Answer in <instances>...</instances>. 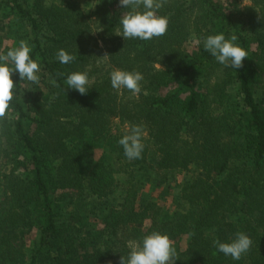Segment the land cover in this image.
Instances as JSON below:
<instances>
[{"label":"trees","instance_id":"16d2710c","mask_svg":"<svg viewBox=\"0 0 264 264\" xmlns=\"http://www.w3.org/2000/svg\"><path fill=\"white\" fill-rule=\"evenodd\" d=\"M126 11L0 0V52L24 40L40 64L38 84L13 75L0 118V264H120L154 230L170 236L171 264H264V0H164L168 29L149 41L117 34ZM220 32L238 36L241 68L205 51ZM61 48L75 60L61 64ZM114 69L140 71L141 93L113 89ZM85 70L88 92L68 89ZM134 124L145 148L130 161L118 141ZM148 181L159 199L141 196ZM237 232L252 246L233 261L214 241Z\"/></svg>","mask_w":264,"mask_h":264},{"label":"clouds","instance_id":"9594fccd","mask_svg":"<svg viewBox=\"0 0 264 264\" xmlns=\"http://www.w3.org/2000/svg\"><path fill=\"white\" fill-rule=\"evenodd\" d=\"M122 9L127 11L120 16L119 24L122 31L117 33L126 39L149 41L154 37L164 35L168 29L169 17L160 14L164 0H119ZM236 34L226 35L223 32L207 35L203 39L205 51L215 58L216 62L226 68L239 69L244 59L248 57L246 50L238 43ZM56 58L61 64H69L75 56L68 50L59 49ZM40 64L32 56L31 45L24 40L18 46L0 52V118L6 115L13 100L14 89L18 83L13 79L18 74L19 80L33 84L40 81ZM143 74L138 70L114 69L110 73L113 89H127L133 95L142 91ZM55 84L56 81L52 80ZM68 89H73L84 95L90 88L89 74L85 71H75L67 75L65 80ZM146 132L141 124L126 127L118 143L123 148L128 160L140 159L145 148ZM217 251L230 256L233 261H239L252 246V239L244 232H237L231 240L221 242L215 240ZM129 252L120 257V264H171L175 249L167 233L154 230L142 237L139 242H128Z\"/></svg>","mask_w":264,"mask_h":264},{"label":"rangeland","instance_id":"374dc122","mask_svg":"<svg viewBox=\"0 0 264 264\" xmlns=\"http://www.w3.org/2000/svg\"><path fill=\"white\" fill-rule=\"evenodd\" d=\"M242 2H247V0H242ZM89 8L92 7V4L89 3ZM187 48H189L190 50L192 49V43H188L187 44ZM104 152L103 149H96L94 154L96 157H99L100 155H102V153ZM161 194V189H155L154 186H152V184L148 181L144 187V189L141 191V196L145 197V198H151V197H155V199H159V196ZM162 199H160V201L163 204H166V207H168V210L172 209V203H171V199L168 197H161ZM186 245V242L184 243ZM183 244V246H184Z\"/></svg>","mask_w":264,"mask_h":264}]
</instances>
